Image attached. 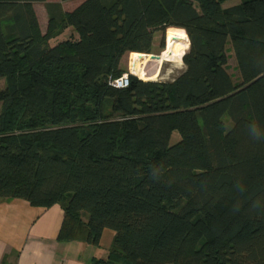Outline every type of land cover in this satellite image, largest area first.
Wrapping results in <instances>:
<instances>
[{"label": "trees", "instance_id": "obj_1", "mask_svg": "<svg viewBox=\"0 0 264 264\" xmlns=\"http://www.w3.org/2000/svg\"><path fill=\"white\" fill-rule=\"evenodd\" d=\"M226 1L0 0V200L59 205L60 243L113 231L92 264H264V0ZM158 33L185 70L114 87Z\"/></svg>", "mask_w": 264, "mask_h": 264}, {"label": "crops", "instance_id": "obj_2", "mask_svg": "<svg viewBox=\"0 0 264 264\" xmlns=\"http://www.w3.org/2000/svg\"><path fill=\"white\" fill-rule=\"evenodd\" d=\"M63 218L59 205L39 208L24 200H0V264L5 256L9 264H92L93 258L107 256L113 231H103L99 247L60 243Z\"/></svg>", "mask_w": 264, "mask_h": 264}, {"label": "rangeland", "instance_id": "obj_3", "mask_svg": "<svg viewBox=\"0 0 264 264\" xmlns=\"http://www.w3.org/2000/svg\"><path fill=\"white\" fill-rule=\"evenodd\" d=\"M83 1L84 0L68 1V2H65L62 4V8L64 10H73L77 5L81 4ZM48 2L59 3L60 1L59 0H48ZM240 3H241V0H228V1L223 3V8L233 7V6L238 5ZM35 9L37 12V16L39 19L41 30L43 32H45L47 29V24H48V14L46 11V5L45 4H36ZM74 36L75 35L73 34V32L71 30H67L62 37H60L59 39L51 41V46L56 45L58 42H60L62 40L73 39ZM170 43H169L167 49L170 47ZM165 48H166V33L165 34L158 33L157 37L154 38V46H153V50H152L153 53L150 55H158L162 51H164ZM151 63H153V64H151ZM151 63H149L147 65L146 70L148 73L156 74V72L159 70V73H157L159 75V77L157 79H155L156 81L152 80L154 82L173 81L175 78H177L185 70L183 60L181 63L165 62V63L160 64V65L156 64L155 62H151ZM121 67L125 70L124 75H126V74L129 76L131 75V73L129 71V54H126L122 58ZM154 68H155V70H154ZM131 72H133V69ZM228 72L234 77L235 81H238L239 73L237 71V63H236V60H235V58L231 52L229 54V60H228ZM5 84H6L5 80H0V90H2L5 87ZM179 141H180V135L178 132H175L171 138V144L172 145L176 144Z\"/></svg>", "mask_w": 264, "mask_h": 264}, {"label": "bare ground", "instance_id": "obj_4", "mask_svg": "<svg viewBox=\"0 0 264 264\" xmlns=\"http://www.w3.org/2000/svg\"><path fill=\"white\" fill-rule=\"evenodd\" d=\"M188 49H189L188 40L174 39L170 43V47L161 56H159V59L153 60L151 58V55L136 54L134 56L133 66H132L133 72H131V74H133L134 76H137L139 79L144 80V81L155 80L159 77V75L157 74L159 73V70L156 72V74L148 73L146 69L149 63L155 62L156 64H159V65L165 62L181 63L183 60V56L184 54L187 53Z\"/></svg>", "mask_w": 264, "mask_h": 264}, {"label": "built area", "instance_id": "obj_5", "mask_svg": "<svg viewBox=\"0 0 264 264\" xmlns=\"http://www.w3.org/2000/svg\"><path fill=\"white\" fill-rule=\"evenodd\" d=\"M111 84L116 88H127L129 86V75H123L121 78L111 82Z\"/></svg>", "mask_w": 264, "mask_h": 264}, {"label": "water", "instance_id": "obj_6", "mask_svg": "<svg viewBox=\"0 0 264 264\" xmlns=\"http://www.w3.org/2000/svg\"><path fill=\"white\" fill-rule=\"evenodd\" d=\"M140 55H147V54H140ZM185 55V54H184ZM184 57V56H183ZM151 58L153 59V60H156V59H159V56H157V55H151ZM131 75H133V74H131ZM144 81V80H143Z\"/></svg>", "mask_w": 264, "mask_h": 264}]
</instances>
